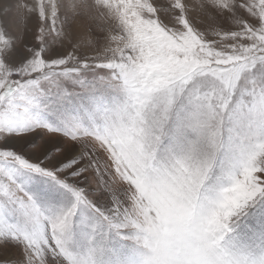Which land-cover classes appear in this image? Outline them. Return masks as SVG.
<instances>
[{"label":"snow or ice","instance_id":"obj_1","mask_svg":"<svg viewBox=\"0 0 264 264\" xmlns=\"http://www.w3.org/2000/svg\"><path fill=\"white\" fill-rule=\"evenodd\" d=\"M0 264H264V0H2Z\"/></svg>","mask_w":264,"mask_h":264},{"label":"rangeland","instance_id":"obj_2","mask_svg":"<svg viewBox=\"0 0 264 264\" xmlns=\"http://www.w3.org/2000/svg\"><path fill=\"white\" fill-rule=\"evenodd\" d=\"M0 2H2V0H0Z\"/></svg>","mask_w":264,"mask_h":264}]
</instances>
